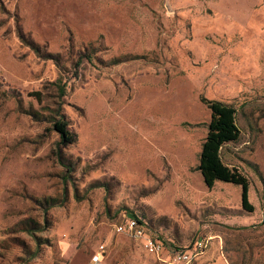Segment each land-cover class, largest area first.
Wrapping results in <instances>:
<instances>
[{"label": "rangeland", "instance_id": "1", "mask_svg": "<svg viewBox=\"0 0 264 264\" xmlns=\"http://www.w3.org/2000/svg\"><path fill=\"white\" fill-rule=\"evenodd\" d=\"M202 98L236 109L220 156L252 212L196 169ZM263 205L264 0H0V264H182L198 241L183 264H264ZM131 216L169 251L114 231Z\"/></svg>", "mask_w": 264, "mask_h": 264}, {"label": "trees", "instance_id": "2", "mask_svg": "<svg viewBox=\"0 0 264 264\" xmlns=\"http://www.w3.org/2000/svg\"><path fill=\"white\" fill-rule=\"evenodd\" d=\"M201 100L210 110V121L196 169L208 188L213 187L216 181L239 185L241 187V207L247 212H252L253 205L248 199V178L225 164L220 156V150L225 144L239 139L240 129L236 122V109L221 101L205 98ZM52 130L59 136V146L66 147L76 141V134L69 129L67 121L63 119L53 120Z\"/></svg>", "mask_w": 264, "mask_h": 264}, {"label": "built area", "instance_id": "3", "mask_svg": "<svg viewBox=\"0 0 264 264\" xmlns=\"http://www.w3.org/2000/svg\"><path fill=\"white\" fill-rule=\"evenodd\" d=\"M260 222L264 225V205L260 213ZM114 231L120 234H126L141 242L144 250L149 254L162 255L167 251L166 246L158 239L147 233L145 224L138 217H126L121 222L114 225ZM204 248V242L198 241L192 251L201 252ZM105 251L104 245H100L98 251L93 256V260L97 261L102 252ZM192 251L179 249L172 253L174 263H186L191 259Z\"/></svg>", "mask_w": 264, "mask_h": 264}, {"label": "crops", "instance_id": "4", "mask_svg": "<svg viewBox=\"0 0 264 264\" xmlns=\"http://www.w3.org/2000/svg\"><path fill=\"white\" fill-rule=\"evenodd\" d=\"M263 207V206H262ZM262 209V208H261ZM261 213V212H260Z\"/></svg>", "mask_w": 264, "mask_h": 264}]
</instances>
